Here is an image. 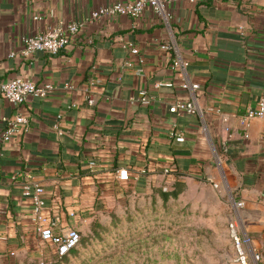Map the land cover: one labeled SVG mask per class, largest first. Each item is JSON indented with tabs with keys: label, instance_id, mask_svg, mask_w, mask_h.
<instances>
[{
	"label": "crops",
	"instance_id": "obj_1",
	"mask_svg": "<svg viewBox=\"0 0 264 264\" xmlns=\"http://www.w3.org/2000/svg\"><path fill=\"white\" fill-rule=\"evenodd\" d=\"M126 1L0 0V81L19 76L53 87L19 106L0 93V134L2 117L20 111L29 120L26 133L0 142V254L22 251L38 237L25 183L43 186L44 214L58 227L82 230L105 197L147 187L171 166V180L196 178L228 190L227 221L236 216L264 264V117L251 119L246 130L238 123L264 90V0H160V16L148 7L138 18L86 21L93 9ZM69 22L82 26L58 53L21 56L24 36ZM128 43L144 58L141 72L123 47ZM163 43L177 48L189 79L199 83L200 115L169 112L188 94ZM158 81L173 86L157 89ZM142 89L153 98L149 105L132 101ZM173 129L183 142L171 139ZM143 167L148 173L138 180L116 176L120 168Z\"/></svg>",
	"mask_w": 264,
	"mask_h": 264
},
{
	"label": "rangeland",
	"instance_id": "obj_2",
	"mask_svg": "<svg viewBox=\"0 0 264 264\" xmlns=\"http://www.w3.org/2000/svg\"><path fill=\"white\" fill-rule=\"evenodd\" d=\"M165 180L105 197L67 257L35 237L22 251L1 253L0 264H235L228 190L190 177Z\"/></svg>",
	"mask_w": 264,
	"mask_h": 264
},
{
	"label": "built area",
	"instance_id": "obj_3",
	"mask_svg": "<svg viewBox=\"0 0 264 264\" xmlns=\"http://www.w3.org/2000/svg\"><path fill=\"white\" fill-rule=\"evenodd\" d=\"M192 1V0H191ZM151 8L153 12L160 16L163 14V3L160 0H129L126 2H114L107 6L95 8L91 11L87 22L102 19L104 17L125 16L138 18L142 15L146 8ZM34 19H38L37 16ZM82 26L80 22H69L58 24L52 28H46L27 35L22 38L23 47L20 54L23 58L31 57L35 52H44L46 54H56L64 46H66L74 36H76ZM125 49L136 56L135 62L138 65L137 72L142 71L144 58L139 55L138 47L132 44L123 45ZM160 48L165 51H172L171 69L179 80L181 89L187 92L188 98L184 100H176L172 103L168 110L173 114L200 115L203 112L202 106L198 103L197 92L199 83L189 79L187 75V63L181 58L177 48L169 43H163ZM155 88L172 87V81H158L154 84ZM53 87L50 83H35L29 78L15 77L8 80L0 81V93L10 103L19 106L26 102L29 97H46ZM141 105H149L153 98L142 89L138 91L137 96L132 98ZM88 104H93L94 99L90 97ZM264 117V90L262 91L257 105L254 108H249L243 115L239 117V126L246 130L251 119ZM5 123V129L0 134V142H7L14 137L21 136L29 129L28 116L23 112L17 111L12 116L2 117ZM53 127L60 133L58 124L55 122ZM175 128V127H174ZM170 137L175 142L181 143L184 141L182 131L173 129L170 132ZM226 144L223 143L222 150L225 151ZM218 162H221L220 155L216 154ZM90 167H94L96 162L90 160ZM175 169L171 166L161 168L160 174L168 182L171 176L175 173ZM148 173V168L143 167L134 173H130L126 168H120L116 172L119 180H129L131 175L134 180H138L141 176ZM164 188V187H163ZM166 189V187L164 188ZM22 194L29 197L31 200V216L30 220L34 226V231L38 235L40 242L49 245L52 252L59 258L70 255L71 251L77 248L81 241V233L77 228L70 226L58 227L57 218H52L44 214L46 207L44 188L39 183H25L22 186ZM236 208L242 206V202L235 203ZM74 213H70L73 216ZM227 233L229 236L231 248L233 251V261L235 264H259L261 260L260 254L255 251L251 245V239L241 228L236 216H233L227 221Z\"/></svg>",
	"mask_w": 264,
	"mask_h": 264
},
{
	"label": "trees",
	"instance_id": "obj_4",
	"mask_svg": "<svg viewBox=\"0 0 264 264\" xmlns=\"http://www.w3.org/2000/svg\"><path fill=\"white\" fill-rule=\"evenodd\" d=\"M74 250H75V249H74ZM74 250H73V251H74ZM73 251H71V253H72ZM65 257H67V256H65ZM63 258H64V257H63Z\"/></svg>",
	"mask_w": 264,
	"mask_h": 264
}]
</instances>
